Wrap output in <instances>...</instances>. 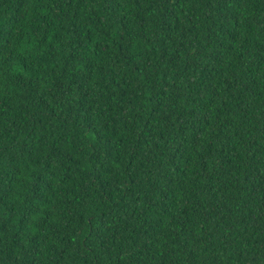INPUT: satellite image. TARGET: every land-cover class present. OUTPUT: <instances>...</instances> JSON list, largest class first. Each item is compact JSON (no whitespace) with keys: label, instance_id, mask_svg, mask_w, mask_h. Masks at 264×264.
<instances>
[{"label":"trees","instance_id":"trees-1","mask_svg":"<svg viewBox=\"0 0 264 264\" xmlns=\"http://www.w3.org/2000/svg\"><path fill=\"white\" fill-rule=\"evenodd\" d=\"M0 264H264V0H0Z\"/></svg>","mask_w":264,"mask_h":264}]
</instances>
